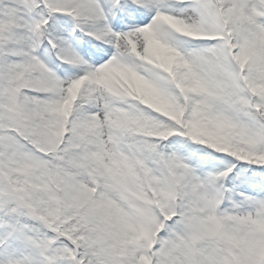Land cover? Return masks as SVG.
<instances>
[{
    "label": "snow or ice",
    "instance_id": "6c2138e0",
    "mask_svg": "<svg viewBox=\"0 0 264 264\" xmlns=\"http://www.w3.org/2000/svg\"><path fill=\"white\" fill-rule=\"evenodd\" d=\"M0 264H264V0H0Z\"/></svg>",
    "mask_w": 264,
    "mask_h": 264
}]
</instances>
